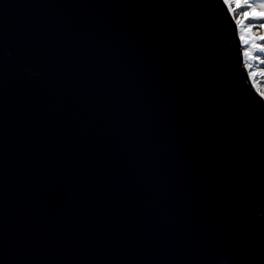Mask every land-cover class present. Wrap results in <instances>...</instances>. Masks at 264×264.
<instances>
[{
    "label": "water",
    "instance_id": "water-1",
    "mask_svg": "<svg viewBox=\"0 0 264 264\" xmlns=\"http://www.w3.org/2000/svg\"><path fill=\"white\" fill-rule=\"evenodd\" d=\"M222 0H0V264H264V101Z\"/></svg>",
    "mask_w": 264,
    "mask_h": 264
},
{
    "label": "snow or ice",
    "instance_id": "snow-or-ice-1",
    "mask_svg": "<svg viewBox=\"0 0 264 264\" xmlns=\"http://www.w3.org/2000/svg\"><path fill=\"white\" fill-rule=\"evenodd\" d=\"M222 6L231 17L244 46L243 67L248 79L255 84L257 76L264 77V68L253 70L258 62L264 65V0H222ZM260 101H264V88H257Z\"/></svg>",
    "mask_w": 264,
    "mask_h": 264
},
{
    "label": "rangeland",
    "instance_id": "rangeland-1",
    "mask_svg": "<svg viewBox=\"0 0 264 264\" xmlns=\"http://www.w3.org/2000/svg\"><path fill=\"white\" fill-rule=\"evenodd\" d=\"M242 49L244 50V46H242ZM261 68H264V65L259 64L258 62L255 64L253 70H259ZM254 86L256 88H264V77L257 76L255 80ZM257 92V91H256Z\"/></svg>",
    "mask_w": 264,
    "mask_h": 264
},
{
    "label": "trees",
    "instance_id": "trees-1",
    "mask_svg": "<svg viewBox=\"0 0 264 264\" xmlns=\"http://www.w3.org/2000/svg\"><path fill=\"white\" fill-rule=\"evenodd\" d=\"M262 210H264V198H263V200H262Z\"/></svg>",
    "mask_w": 264,
    "mask_h": 264
}]
</instances>
